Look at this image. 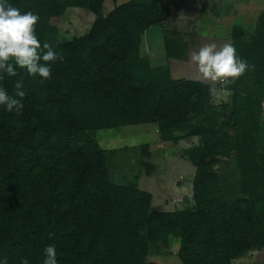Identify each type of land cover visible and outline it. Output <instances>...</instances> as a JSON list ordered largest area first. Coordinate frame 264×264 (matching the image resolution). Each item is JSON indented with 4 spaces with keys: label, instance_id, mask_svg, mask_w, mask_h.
I'll return each instance as SVG.
<instances>
[{
    "label": "trees",
    "instance_id": "obj_1",
    "mask_svg": "<svg viewBox=\"0 0 264 264\" xmlns=\"http://www.w3.org/2000/svg\"><path fill=\"white\" fill-rule=\"evenodd\" d=\"M8 3L39 16L38 39L62 59L50 62L47 80L19 67L17 77L0 72V88L15 97L22 78L26 93L20 112L0 105V261L43 264L50 244L58 264H145L174 238L182 264H232L264 248V10L251 39L233 26L229 43L249 67L215 85L229 94L215 105L210 83L174 78L141 50L156 25L166 28L168 57L189 50L167 29L173 8L164 0H128L108 14L104 0ZM73 7L95 20L61 39L56 20ZM141 124H154L160 141L199 139L185 149L195 166L187 208L154 210L136 181H114L97 133ZM149 147H140L144 156ZM142 165L152 173L153 163Z\"/></svg>",
    "mask_w": 264,
    "mask_h": 264
},
{
    "label": "rangeland",
    "instance_id": "obj_2",
    "mask_svg": "<svg viewBox=\"0 0 264 264\" xmlns=\"http://www.w3.org/2000/svg\"><path fill=\"white\" fill-rule=\"evenodd\" d=\"M182 2L175 0L171 4L173 14L166 27L170 33L173 32L189 44L184 58L167 56L164 41L167 31L160 25L147 29L141 43V50L148 56L152 66L168 65L174 78L191 79L195 71V65L190 61L191 52L198 51L207 43L215 42L218 46L229 43L233 26H241L245 38L251 39L258 16L264 10V0ZM116 5L113 0H106L104 14H108ZM94 17L87 9H68L65 15L56 20L61 29V39L88 32ZM228 101V91L222 88L213 99L215 105ZM97 138L101 146L110 152V171L114 181L119 184L136 181L141 189L152 193L154 210H178L193 204L195 166L187 158L185 149L197 144V137L177 142L160 141L154 124H141L100 130ZM145 143L150 145V156H144L140 148ZM143 159L154 164L151 174L142 165ZM178 248L179 239L174 238L167 248H163V253H150L145 264H182L177 256Z\"/></svg>",
    "mask_w": 264,
    "mask_h": 264
},
{
    "label": "clouds",
    "instance_id": "obj_3",
    "mask_svg": "<svg viewBox=\"0 0 264 264\" xmlns=\"http://www.w3.org/2000/svg\"><path fill=\"white\" fill-rule=\"evenodd\" d=\"M38 20L39 16L32 11L21 13L8 0H0V72L9 77H17L16 69L19 67L26 69L29 75H39L44 80L51 78L50 62L62 57L58 56L49 42L41 44L35 31ZM190 61L195 65L190 78L212 82L210 92L213 95L216 93V83L234 81L249 67L246 61L237 57L236 49L231 43L220 46L215 42L207 43L198 51L191 52ZM14 88L15 97L0 88V105L5 106L8 112H20L23 109L21 99L26 93L22 90V78L15 81ZM43 251V264H58L54 244L47 245ZM0 264H7V261H0ZM21 264H29V261L23 259Z\"/></svg>",
    "mask_w": 264,
    "mask_h": 264
},
{
    "label": "crops",
    "instance_id": "obj_4",
    "mask_svg": "<svg viewBox=\"0 0 264 264\" xmlns=\"http://www.w3.org/2000/svg\"><path fill=\"white\" fill-rule=\"evenodd\" d=\"M126 1H128V0H113V3L120 5ZM164 1L171 5L175 0H164ZM183 1L184 2H182V3H184V4L187 3V0H183ZM105 2H106V0H104V4H105ZM191 4H194V3H191ZM197 4L200 5L199 3H197ZM75 8L76 9H82V8H78V7H75ZM86 12L89 13L88 11H86ZM95 17L93 18V22L95 20ZM93 22H92V24H93ZM92 24H91V26H92ZM260 263H264V248L258 249V250H253V251H248L247 253H245L241 257L235 259L232 264H260Z\"/></svg>",
    "mask_w": 264,
    "mask_h": 264
}]
</instances>
